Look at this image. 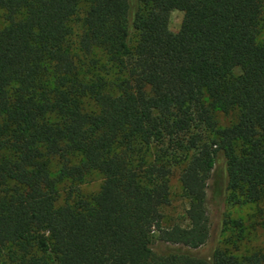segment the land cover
Here are the masks:
<instances>
[{"label":"trees","instance_id":"trees-1","mask_svg":"<svg viewBox=\"0 0 264 264\" xmlns=\"http://www.w3.org/2000/svg\"><path fill=\"white\" fill-rule=\"evenodd\" d=\"M0 8V264H264V248L198 251L215 167L225 195L255 205L264 236V0ZM96 48L117 69L112 82L81 76L80 57ZM218 111L233 116L228 125ZM172 163L183 165L188 205L182 223L166 225ZM91 170L102 182L86 196L79 183Z\"/></svg>","mask_w":264,"mask_h":264},{"label":"rangeland","instance_id":"rangeland-1","mask_svg":"<svg viewBox=\"0 0 264 264\" xmlns=\"http://www.w3.org/2000/svg\"><path fill=\"white\" fill-rule=\"evenodd\" d=\"M169 28L177 31L180 27L183 13L179 10H168ZM80 22V21H79ZM6 23L3 9L0 8V27ZM73 29L80 31V23H75ZM261 41L264 42V11L263 29ZM78 53V50L75 49ZM81 76L91 78L100 76L108 82L115 80L118 75L117 69L111 65L107 56L102 50L96 48L88 54H82L78 61ZM92 105V102H89ZM219 126H226L233 119L232 115H226L220 111L216 113ZM199 129L192 127L191 131L196 133ZM155 148L151 150L153 156ZM150 152V150H149ZM178 160V159H177ZM51 174H59V164L55 161L48 162ZM182 163H172V173L169 176V202L163 206L164 224L182 223L184 212L188 205L179 174L182 170ZM221 172L219 167H215L211 173L207 188V210L210 220V236L207 242L198 251L203 255H210L216 249H226L236 255L251 253L264 248L263 231L255 216L256 207L253 203L242 202L236 194L225 195L220 185ZM102 182V175L96 170L87 172L83 180L79 183L80 191L83 195L90 196L96 193ZM70 180L58 182L59 202L64 200L67 194Z\"/></svg>","mask_w":264,"mask_h":264}]
</instances>
